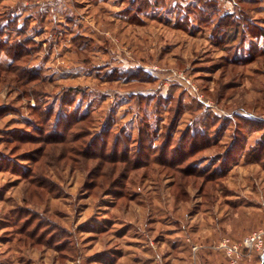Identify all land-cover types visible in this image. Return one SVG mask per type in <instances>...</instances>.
<instances>
[{"label":"rangeland","instance_id":"374dc122","mask_svg":"<svg viewBox=\"0 0 264 264\" xmlns=\"http://www.w3.org/2000/svg\"><path fill=\"white\" fill-rule=\"evenodd\" d=\"M216 1L221 11L264 28V0ZM73 5L0 0V16L9 7L24 8L19 22L29 17L25 34L41 46L19 62L24 73L0 53V264H188L190 243L201 245L199 261L226 264L213 244L239 242L264 228V57L250 49L256 59L243 63L239 34L216 43L210 38L215 17L209 24L179 17L175 24L173 12L165 22V9L160 20L131 23L117 6ZM45 10L63 22L58 41L55 26L37 14ZM76 32L83 34L80 48L71 40ZM234 56L240 59L233 62ZM59 113L88 115L68 134L84 128L75 145L96 139V154L82 159L74 150L63 157L54 135L66 133L47 134ZM203 117L210 138L191 154L184 132ZM106 131L104 159L98 154ZM117 141L126 145H118L116 157L128 164L125 170L118 162L114 173L126 174L129 202L121 200V208L109 188L103 194L86 189L90 168L105 161L102 173L114 171L106 160ZM141 143L153 149L145 158L138 157ZM56 228L64 230L62 242L69 238V250L52 244ZM249 264H259L256 255Z\"/></svg>","mask_w":264,"mask_h":264},{"label":"trees","instance_id":"16d2710c","mask_svg":"<svg viewBox=\"0 0 264 264\" xmlns=\"http://www.w3.org/2000/svg\"><path fill=\"white\" fill-rule=\"evenodd\" d=\"M124 1L125 7L123 8L122 12L125 14L127 17V21L133 23L134 21H143L146 19H156L160 20L163 15L162 11H165V9H168L169 11L166 12L165 15V22H170V17L168 14L170 12H173V21L175 24L178 21V18L181 17L183 21H190L192 24L194 23L195 19H200L201 22H205L206 24H209L212 20V18H216L215 23L212 25L211 33H210V38H212L216 43H223L229 44L230 42H233L234 39H236V34H239L238 42L237 44L241 43L243 45V51L240 55H242L241 59L246 60L243 63H246L250 61L249 63L255 61L256 56L252 55V52L250 49H253L252 51L255 52L256 54H259L258 56L264 57V28L257 25L255 22H253L250 18L248 17H243L240 13L239 17L235 18L233 14L228 13V12H223L220 10L219 5L216 0H198V4L191 6L189 3H183V4H177L175 0H121ZM75 8H78L80 6V2L77 0L73 1ZM9 7V6H6ZM24 8L15 6V7H9L8 11L2 13L0 16V53H4L6 56L10 58V61L12 65L14 64L13 69L15 71L21 70L23 73L25 72L23 67L24 66H19V62L26 63L29 60V56L32 53H35L38 51L41 46L36 45L30 38L27 37L25 34L26 28H29V22L28 21V16H25L23 21L19 22V18L22 15ZM38 16L40 17L41 21H45L46 23H52V26H55V29H53L58 36L60 33V29L63 27V22L57 21L56 19L52 18L51 13L49 10H45L44 12H39L37 13ZM68 15V16H67ZM75 14L71 11L69 14H65L64 18H68V20H72L73 16ZM170 15V14H169ZM194 16L195 19H192L191 17ZM27 22V23H26ZM60 35V34H59ZM62 35V34H61ZM49 36L52 38L53 35L49 34ZM82 34L79 32H76L72 34L71 40H74L73 45L75 47H81V38ZM62 37V36H61ZM60 39V36L57 37V41ZM52 42V41H51ZM31 57V56H30ZM34 57V56H33ZM240 59V56H234L233 57V62H237V60ZM20 62V63H21ZM17 65V66H16ZM36 67V66H34ZM29 67L25 65V69L27 70ZM13 72V71H12ZM23 79L26 77L27 80L32 79L33 77L30 76H21ZM35 78V77H34ZM210 119L214 117L212 114L207 113ZM88 115L84 116H78V117H70L62 114H57L56 115V124L55 126L48 130L47 134L51 133H56L57 135L60 133V131L65 132L66 134L63 136H55L58 137L57 140L59 143L62 145V150H63V157L65 158L66 154L72 155L73 151L76 150L80 153L81 156H83L82 159L86 158H91L96 153H93L91 151H94L92 148L93 143H95V140H92L91 142H88L85 144V142H80L79 145H75V142L80 141V139L85 138V133L84 128H79L80 132H77L76 134H73L69 136V130L72 128L77 121H83L84 119L87 118ZM207 116V117H208ZM250 116V115H249ZM207 117H203L202 120L207 119ZM239 117V116H237ZM58 122H60L59 125ZM206 126V121L204 120L201 122V124L196 125L195 123H188L187 128L185 130V135L184 137L188 139V145H189V150L190 153H196L197 152V145L202 144L204 141H209L210 136H208V132L205 128ZM171 132L166 135V143L170 141L172 138L169 136ZM109 136V131H106L105 134L102 136L103 140L100 145L101 152L98 154V157L101 158V156L105 159V151L103 150L104 147H106V144L104 142L107 141V138ZM204 140V141H203ZM162 142V141H161ZM202 142V143H201ZM69 144L70 146L68 147ZM122 145L124 147L126 143L123 142H115L113 148H111V153H113L114 156H111L110 158L111 161H107L108 163H112L113 170L110 173H102V170L100 168L103 167L104 162H100L99 167L95 168L92 167L89 169V181L86 183V189L91 193V191H101L100 194H103L110 189V191H113L116 194V205L118 207H122L123 202L121 203V200L124 201V205L126 206L128 201V195L125 192V189H127L126 182L124 180L126 179V174L125 176L122 175V170L118 171L116 174H114L117 170L116 164L118 162L122 165H124L123 169L127 170L128 164L125 161L121 160H126V159H119L116 157L118 156V153L120 152L118 145ZM116 145V146H115ZM65 146L66 148H64ZM143 146V147H142ZM257 146V145H256ZM66 150V151H65ZM260 152L264 151V142H261V146H259ZM123 151V150H122ZM153 152L152 147L150 146L149 143H144L140 144L139 148V153L140 155L138 156L139 158H145L148 156V153ZM165 152V150L160 149L159 154L162 155ZM138 153V154H139ZM122 154V152H121ZM120 154V155H121ZM125 154V152H124ZM36 161V160H35ZM38 161V160H37ZM68 161H72V158H69ZM83 163L80 162L78 165L81 166ZM82 167V166H81ZM135 167V166H134ZM29 172H26L30 179H32L33 175V168ZM124 175V174H123ZM107 179V182H103L105 179ZM32 184V183H31ZM34 184L31 185L33 187ZM44 190V187L42 188L40 185L39 187ZM35 187L33 189H36ZM97 189V190H96ZM106 189V190H105ZM109 191V190H108ZM115 205V206H116ZM27 228L29 226H26ZM25 230L22 231V234H25ZM62 232L64 230L61 229ZM59 231L58 228H56V232H58L56 238L52 240V244H55L56 247L62 250H69L68 245H71V242L69 241V238H66V242H62L60 239L64 237L62 232ZM59 232L60 236H59ZM103 233V232H100ZM25 236V235H24ZM23 236V237H24ZM33 236V234H32ZM32 239V237H26V239ZM96 238V237H95ZM47 241V240H46ZM33 243H35L33 241ZM40 244V242H37L36 244ZM59 251V252H61ZM110 264H113L110 262Z\"/></svg>","mask_w":264,"mask_h":264},{"label":"built area","instance_id":"2783aa9c","mask_svg":"<svg viewBox=\"0 0 264 264\" xmlns=\"http://www.w3.org/2000/svg\"><path fill=\"white\" fill-rule=\"evenodd\" d=\"M187 241H189L187 239ZM193 259L188 264H206L196 258V252L201 245L190 243ZM212 248L221 250L224 253L226 264H249L256 255L257 262H261V255L264 254V228H255L249 231L239 242L228 238H221Z\"/></svg>","mask_w":264,"mask_h":264},{"label":"crops","instance_id":"0c3cea01","mask_svg":"<svg viewBox=\"0 0 264 264\" xmlns=\"http://www.w3.org/2000/svg\"><path fill=\"white\" fill-rule=\"evenodd\" d=\"M74 1V0H73ZM78 2H80V3H83V4H88L89 6V8H91V7H94L95 5H96V3L97 2H99V3H103L104 5H105V9H107L106 8V5H109V6H112V7H115V6H117L116 8H118V10H117V12H119V16H120V18L123 20V21H127V17L125 16V14L122 12V10H123V8L125 7V3H124V1H121V0H117L115 3V5H113L112 3H114V2H109V1H104V0H77ZM115 1V0H114ZM84 6V5H83ZM107 11V10H106ZM63 14H64V16H65V14H66V11H64V12H62ZM75 20V19H74ZM78 22V21H77ZM79 23V25H82L83 27H84V25H83V23H81V22H78ZM82 34V33H81ZM83 35V34H82ZM117 264V263H116Z\"/></svg>","mask_w":264,"mask_h":264},{"label":"water","instance_id":"95a60500","mask_svg":"<svg viewBox=\"0 0 264 264\" xmlns=\"http://www.w3.org/2000/svg\"><path fill=\"white\" fill-rule=\"evenodd\" d=\"M259 264H264V254L261 255V262Z\"/></svg>","mask_w":264,"mask_h":264}]
</instances>
